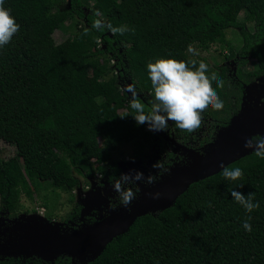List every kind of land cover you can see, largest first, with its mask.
<instances>
[{
	"label": "trees",
	"instance_id": "1",
	"mask_svg": "<svg viewBox=\"0 0 264 264\" xmlns=\"http://www.w3.org/2000/svg\"><path fill=\"white\" fill-rule=\"evenodd\" d=\"M63 1L5 0L20 25L0 49V139L16 149L0 158V211L7 218L17 215L21 195L39 194L40 171L47 173L52 191L69 192L79 185L78 177L90 179L99 171L111 182L118 176L113 154L122 133L132 143L133 156L144 151L154 135L132 115L119 116L132 112L131 93L120 86L134 85L148 105L153 99L148 62L172 56L207 64L203 57L189 56L188 47L222 43L224 30L237 28L241 43L234 52L228 47L232 67L208 66L225 82L222 89L213 82L223 110L203 112L194 132H183L171 121L164 131L191 148L210 142L237 113L244 86L264 77V0H66V6ZM239 11L252 16L251 31L237 19ZM98 18L134 28L135 34L97 31L92 23ZM68 23L72 31L65 43L55 42L53 33ZM249 58L255 65L244 70ZM88 70L91 80L83 83L80 77ZM119 105L123 110L114 113ZM159 146L165 159L171 156L162 139ZM226 166L241 168L244 179L226 180L221 169L191 183L170 206L137 217L85 264H264V159L251 150ZM231 190L254 192L260 208L246 213ZM77 212L73 208L66 218ZM249 215L251 232L243 228ZM0 264L51 263L6 257ZM52 264L71 263L59 256Z\"/></svg>",
	"mask_w": 264,
	"mask_h": 264
},
{
	"label": "water",
	"instance_id": "2",
	"mask_svg": "<svg viewBox=\"0 0 264 264\" xmlns=\"http://www.w3.org/2000/svg\"><path fill=\"white\" fill-rule=\"evenodd\" d=\"M252 83L244 86L237 113L225 127L214 132L212 140L201 147L200 153L168 138L175 143V148L179 146L186 152L188 160L184 164H174L167 176L144 189L138 199L129 205L131 211L125 207L111 210L104 218L75 230L60 229L58 224L46 222L41 216L21 214L12 218L0 217L1 222L9 224L4 229L6 238L0 244V255L36 257L51 264L59 256H67L71 262L75 259L78 264L93 260L112 238L124 233L137 217L170 206L191 183L217 173L222 164L226 166L252 150L244 147L246 139L257 134L264 136V101L249 99ZM157 191L161 193L159 199L146 195Z\"/></svg>",
	"mask_w": 264,
	"mask_h": 264
},
{
	"label": "clouds",
	"instance_id": "3",
	"mask_svg": "<svg viewBox=\"0 0 264 264\" xmlns=\"http://www.w3.org/2000/svg\"><path fill=\"white\" fill-rule=\"evenodd\" d=\"M5 0H0V49L11 43L12 38L20 31L11 10L4 6ZM99 15V14H97ZM92 28L97 31L105 29L114 34H135V29L127 25L114 27L102 19H96L92 23ZM89 29L85 28L83 35H88ZM193 56L198 53L192 47L188 49ZM148 77L153 89V99L146 105L137 94L134 85H126L124 90L131 93L130 108L119 114L121 118L132 115L135 122L147 124L150 131H163L168 128L171 121L183 132H194L201 127L202 113L209 108L220 111L224 108V101L220 98L216 88L224 87V80L216 72L209 73L208 65L196 59L178 60L172 56L160 57L147 63ZM215 82L216 88L213 87ZM245 148H250L253 154L264 159V136L254 135L246 139ZM129 159H133L129 157ZM158 170V174L149 173L145 176L139 170H130L128 173H121L112 184L114 191L118 194L119 205L131 211L129 205L137 198L140 188L137 182L152 185L164 174L170 172L161 161L152 165ZM222 175L226 180L237 181L244 179V172L241 168H229L221 165ZM242 187V183L238 185ZM152 199H159L160 192L146 193ZM232 198L239 203L246 211L251 213L260 208V203L255 201V193L249 192L247 195L240 191L231 190ZM116 204L110 205L115 210ZM251 216H247L243 221V228L247 232L252 231L249 221Z\"/></svg>",
	"mask_w": 264,
	"mask_h": 264
},
{
	"label": "rangeland",
	"instance_id": "4",
	"mask_svg": "<svg viewBox=\"0 0 264 264\" xmlns=\"http://www.w3.org/2000/svg\"><path fill=\"white\" fill-rule=\"evenodd\" d=\"M63 4L64 6L67 5L66 0L63 1ZM237 19L244 24L247 30H252V16L246 15L243 11H239L237 13ZM71 31L72 23H68V27L65 28L63 31L56 30L53 33L54 41L61 44L65 43V38L67 34H69ZM240 43L241 37L238 33L237 28H227L226 30H224V42H213L209 44L206 49H200L197 45L192 44L189 47L195 49L198 55L193 56L191 53H189V47L187 49V54L196 58H205L211 70H216L218 66L224 64L229 67H232L233 59L229 55L228 47L231 49V52H234V50L240 45ZM254 65V59L249 58L244 66V70L251 69L252 67H254ZM80 79L83 83H87L88 81H90L91 75L89 70L85 72V74H83ZM251 85L252 87L250 88V92L248 94L249 99L252 101H258L257 99H259L260 102L264 101V77L259 80H255ZM124 88L125 87L123 85L120 86L121 90H124ZM122 110L123 106L121 105L113 107L114 113H118ZM144 128L148 130L147 126H144ZM151 132L154 135L153 139L145 145L144 151L138 156L132 155L133 146L127 134L124 132L120 135V141L117 143L116 150L113 154V161L119 167L118 176L121 173H128L130 170H139L145 176H147L149 173L153 175L158 174V170L153 168L152 165L157 161L162 162L164 157V153L160 151L159 140H169V142H171V140L166 138V134L164 131ZM172 146L175 148V143H172ZM176 149L180 152L181 159L180 161L174 164L179 165L186 163V161L188 160L186 152H184L183 149H181V147L179 146L176 147L175 150ZM15 152L16 149L13 145L6 143L0 139L1 159H6L10 156H13ZM129 157L133 159H129ZM91 163L93 167L96 166L94 160H91ZM99 173L100 172L97 171L96 175H94L90 179H83L82 177H78L79 185L69 192H64L61 190L52 191L46 185L48 181L47 173L44 171L38 172L36 175V179L42 188L39 191V194H33L32 198L30 199L21 195L19 199V210L17 211V215L23 214L40 217L39 212H41L42 209V218L44 219V221L53 224H58L59 228L63 230H75L85 225L92 224L93 222H95L92 221L93 218H104L106 215L109 214L111 210H113L110 208V205L112 204L117 205L115 210L124 208V206L119 205L118 194L114 191L112 187L114 180L118 178V176L111 182H107L104 179L103 175ZM168 174L169 173L164 174L161 177L167 176ZM137 184L140 188V192L138 193L137 198L135 200L138 199L144 189L151 186L146 185L142 182H137ZM43 195L46 196V202L43 199ZM75 207L78 208L77 214L72 218L67 219L66 216ZM0 217H4L1 211ZM2 222L6 224L5 221ZM4 258H6V256L0 255V260ZM12 258L20 259L21 261L25 259L22 256ZM70 263L78 264L75 259L72 260V262L70 261Z\"/></svg>",
	"mask_w": 264,
	"mask_h": 264
},
{
	"label": "flooded vegetation",
	"instance_id": "5",
	"mask_svg": "<svg viewBox=\"0 0 264 264\" xmlns=\"http://www.w3.org/2000/svg\"><path fill=\"white\" fill-rule=\"evenodd\" d=\"M163 131L168 132V128L163 130ZM170 134L171 133L169 132L168 135H167L168 136L167 138H169ZM163 141L167 144L168 151L170 152L171 156H169V157H167L165 159V154H164L162 163H164L166 167H170V166H173L174 163H177L178 161H180L181 155H180V152L177 149L176 150L174 149V147L172 146V142H169V140H163ZM178 144L182 145V146H185V145L180 144V143H178ZM185 147H187V146H185ZM201 147L202 146H199V147H196V148H191V147H187V148L192 149V150L197 151V152H200L201 151ZM166 161H169V163L168 164L165 163ZM97 220H99V219L93 218L92 221H97ZM7 225H9V224L8 223L5 224V223L1 222V220H0V244L6 238V232L4 231V229L7 227Z\"/></svg>",
	"mask_w": 264,
	"mask_h": 264
},
{
	"label": "built area",
	"instance_id": "6",
	"mask_svg": "<svg viewBox=\"0 0 264 264\" xmlns=\"http://www.w3.org/2000/svg\"><path fill=\"white\" fill-rule=\"evenodd\" d=\"M145 126H147V125H145ZM39 214H40L41 217H43V215H42V209H41V212H39Z\"/></svg>",
	"mask_w": 264,
	"mask_h": 264
}]
</instances>
